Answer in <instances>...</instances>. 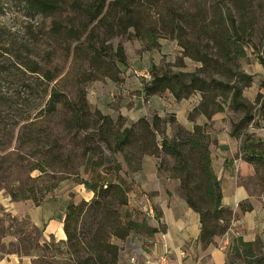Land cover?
<instances>
[{
  "label": "rangeland",
  "instance_id": "obj_1",
  "mask_svg": "<svg viewBox=\"0 0 264 264\" xmlns=\"http://www.w3.org/2000/svg\"><path fill=\"white\" fill-rule=\"evenodd\" d=\"M56 2V15L65 31L62 39L53 32V18L29 12L20 0L7 2L0 14V25L11 30V38L17 42V56L23 57V51L30 53L31 66L42 73L57 74L53 85L58 84L65 93V129L57 123L47 127L53 135L47 148L53 150L51 158L60 160L59 163L48 167L47 173L32 171L39 160H44L39 156V148H23L15 141L0 153V260L14 256L19 264H31L34 259L19 251V239L38 236L31 228L36 226L31 218L36 208L54 204L56 211L60 206L57 212L65 219V205L71 199L79 203L91 201L94 196L83 185L84 180H112L125 188L128 182H136L135 174L139 171H132L125 163L126 157L138 159L136 143L128 145L126 152H111L99 129L100 117L107 116L112 121L106 129L114 132L108 131L106 136L113 144L118 131L132 128L142 119L152 122L155 116L165 120L161 129L168 136L173 135L177 126L193 131L197 121L207 127L209 134L227 136V128L232 132L245 111L227 103L222 92L227 90V83L237 81L234 74L242 73L252 78L251 85L243 90L242 100L249 105L254 119L238 139L234 157L245 160L246 144L264 142V0ZM230 13L237 26L250 34V42H244L245 56L228 64L227 32L233 34ZM1 60L6 61V55ZM155 74L196 75L208 84L209 90L196 91L189 99L177 100L170 92L148 98L145 88ZM33 104H42L40 93ZM82 104H87L90 111L93 128L89 131H79L70 123V108ZM37 111L38 107L35 114ZM202 115L208 123H204ZM215 115L218 116L214 118ZM171 117L174 125L169 122ZM56 132L62 134L57 137ZM157 138L160 140L161 135ZM212 143L213 160H218L219 143ZM256 148L264 151V143ZM145 157L153 156L146 155L142 160ZM91 160H96V164L91 166ZM99 160H105V165ZM254 184V195L263 196L264 166ZM130 191V195L137 193L135 189ZM46 192L48 195L41 203L33 200L42 199ZM11 193L19 198H12ZM24 195L29 199H22ZM54 224H60L64 232V220L56 221L53 216L42 227L37 226L42 231L41 240H65L66 237L58 239L57 230L55 234L47 233ZM226 239L227 236L220 246L227 244Z\"/></svg>",
  "mask_w": 264,
  "mask_h": 264
},
{
  "label": "trees",
  "instance_id": "obj_2",
  "mask_svg": "<svg viewBox=\"0 0 264 264\" xmlns=\"http://www.w3.org/2000/svg\"><path fill=\"white\" fill-rule=\"evenodd\" d=\"M14 1L0 0V14L7 2ZM20 1L29 12L53 18V32L59 39L64 37L63 23L56 15L58 4L56 0ZM229 17L233 34L227 32L228 64L232 63L234 58H243L244 42H250V34L245 33L244 27L240 29L237 26L231 13ZM12 36L11 30L0 25V153H4L14 141L23 148L36 146L39 148V156L44 160H39V164L33 166L32 171L38 170L43 174L47 173L48 167L60 162L51 158L53 150L47 148V142L53 137L47 131V127L57 123L65 129V93L58 84L53 85L59 77L57 74L52 75L50 71L42 73L40 69L31 66L30 53L22 50L24 56H17V42L14 37L11 38ZM122 52L120 50V53ZM3 55H6L4 62L1 60ZM233 77L237 81L234 84L227 83V90L222 94L227 103L229 101L236 110L245 111L243 118L233 125L232 137L239 139L243 130L249 127L254 119L249 105L242 100L243 90L251 85L252 78L242 73H236ZM208 90V84L204 80L196 75L184 74H155L153 81L145 88L148 98L170 92L177 100L189 99L196 91L206 93ZM39 93L42 95V104L34 106L35 96ZM37 107L38 113L35 114ZM70 111L72 113L70 123L79 131H89L93 128L87 104L71 107ZM100 119L102 124L99 129L109 143L111 152H126L128 145L136 143L140 152L138 159L125 158V163L132 171L141 170L144 156H156L160 159L159 173L168 172L181 182L180 190L188 205L200 215L199 240L203 246L213 244L217 237L224 236L229 231L237 214L222 205V184L214 168L211 150L213 143L206 126L197 125L193 131L177 126L173 135L168 136L161 129L165 120L155 116L152 122L142 119L132 128L118 131L114 134L113 144L106 136L108 131L114 132L112 129L108 131L106 129V125L111 127V119L107 116ZM174 121L173 117L169 119L171 125H174ZM56 134L59 137L62 132ZM158 134L161 135L160 140L157 138ZM58 141L57 138L54 139L55 143ZM260 143L264 142L246 144L244 150L245 160L255 166L257 176L260 175V167L264 166V151L256 148ZM99 161L105 165V160ZM90 163L93 166L96 160H91ZM169 165L170 168L167 169ZM82 183L94 193V196L91 201L82 200L79 203L72 199L69 201L63 226L65 240L58 241L55 237L41 240L42 231L37 226L27 224L38 236L21 237L19 251H24L26 256H33L31 264H119L122 250L119 242H125L132 236L152 235L157 232L139 209H134L129 219L122 216L120 209L128 205L130 189L136 190L135 181L132 180L131 184L128 182L127 188L122 183L112 180L92 179L84 180ZM47 195L46 192L42 199L33 200L41 203ZM11 197L19 198L13 193ZM27 197L24 195L22 199H29ZM244 210V205H241V211ZM33 251L40 254L31 255ZM262 262L264 257L258 260V264Z\"/></svg>",
  "mask_w": 264,
  "mask_h": 264
},
{
  "label": "crops",
  "instance_id": "obj_3",
  "mask_svg": "<svg viewBox=\"0 0 264 264\" xmlns=\"http://www.w3.org/2000/svg\"><path fill=\"white\" fill-rule=\"evenodd\" d=\"M201 118L204 123H208L206 117L202 115ZM197 124L201 123L197 121ZM210 135L220 146L217 150L218 160H213V163L222 184V205L237 214L229 231L217 237L213 244L203 246L199 240L200 215L188 205L180 190L181 182L168 173H159V160L154 156L145 157L142 169L135 174L138 194L130 195L129 203L121 209V213L129 219L134 209L142 211V206L149 203L156 219L148 220V223L157 232L132 236L125 242H119L122 248L119 264H130L133 256L146 260L167 252L173 264H258V260L264 257V195H254V179L257 176L255 166L234 157L238 139L232 137L228 128L227 136L215 133ZM241 205H244V211H241ZM54 210V204L36 208L31 213L33 223L42 227L53 216L56 221L62 222V213ZM49 227V235L55 234L57 230L58 239L66 237L60 224ZM226 236L230 245L227 250H222L220 242ZM182 250L187 252L185 257L181 256ZM0 264H19V259L10 256L0 260Z\"/></svg>",
  "mask_w": 264,
  "mask_h": 264
},
{
  "label": "built area",
  "instance_id": "obj_4",
  "mask_svg": "<svg viewBox=\"0 0 264 264\" xmlns=\"http://www.w3.org/2000/svg\"><path fill=\"white\" fill-rule=\"evenodd\" d=\"M142 212L146 215L148 220H155V214L153 212V209L149 203H146L142 206ZM225 238V237H224ZM227 244L221 245L220 249L227 250V248L230 245L229 238L225 240ZM226 245V246H225ZM187 255V252L185 250L181 251V256L185 257ZM130 264H173L170 254L167 252L162 256H159L157 258H150L146 260H141L136 256L131 257Z\"/></svg>",
  "mask_w": 264,
  "mask_h": 264
}]
</instances>
